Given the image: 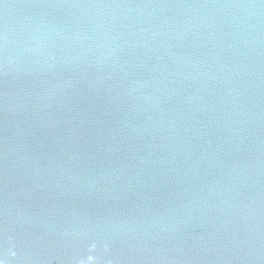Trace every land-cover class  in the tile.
Instances as JSON below:
<instances>
[{
    "label": "water",
    "instance_id": "obj_1",
    "mask_svg": "<svg viewBox=\"0 0 264 264\" xmlns=\"http://www.w3.org/2000/svg\"><path fill=\"white\" fill-rule=\"evenodd\" d=\"M0 264H264V0H0Z\"/></svg>",
    "mask_w": 264,
    "mask_h": 264
}]
</instances>
